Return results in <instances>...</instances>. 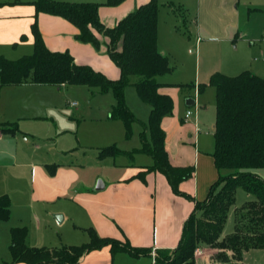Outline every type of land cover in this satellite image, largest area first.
I'll return each mask as SVG.
<instances>
[{"label": "trees", "instance_id": "1", "mask_svg": "<svg viewBox=\"0 0 264 264\" xmlns=\"http://www.w3.org/2000/svg\"><path fill=\"white\" fill-rule=\"evenodd\" d=\"M124 0L67 1L33 0L35 15L40 12L64 17L79 30L77 38L99 48L107 38L106 51L118 66V78H110L92 65L78 63L68 50H52L43 38L37 19L32 23L34 37L32 53L10 59L0 53V88L34 82L51 85H86L94 92L112 90L116 99L110 117L123 120L126 136L132 126L140 121L129 108L125 88L133 84L140 99L150 105L147 121H142L141 146L123 150L117 144L101 147L99 157L126 154L133 157L145 152L154 164L145 166L136 177L145 179L148 172L163 173L172 190L186 194L179 187L187 179L193 166L174 165L165 146L166 132L162 127L165 116L174 110V99L161 87L176 85L158 81V76L171 72L168 55L158 47L159 0H148L119 19L113 26H106L100 18L102 5L114 6ZM25 37V35H23ZM132 76H137L132 80ZM208 84L215 88L216 119L214 125V163L219 177L214 181L204 200H198L184 222L182 236L173 249H157L151 264H196L197 247L217 248V257L228 260L226 251L241 260L245 251L264 248V178L253 169L264 168V78L250 70L236 75L222 72L211 74ZM178 85V84H177ZM191 89L194 84H181ZM202 84L198 85L200 90ZM2 132H15L16 127L0 122ZM149 131V137L147 132ZM242 186L254 195L234 210V230L224 233L230 208L236 201V193ZM188 195V194H187ZM11 200L0 195V220L11 216ZM90 239L81 244L60 246H30L27 244L28 227L16 225L10 228L11 259L2 264L25 262L28 264H77L87 252L110 245L111 251L126 250L133 256L152 254L149 247L123 244L118 239L100 236L93 227L86 228Z\"/></svg>", "mask_w": 264, "mask_h": 264}, {"label": "crops", "instance_id": "2", "mask_svg": "<svg viewBox=\"0 0 264 264\" xmlns=\"http://www.w3.org/2000/svg\"><path fill=\"white\" fill-rule=\"evenodd\" d=\"M147 1L124 0L114 6L102 5L99 9L100 18L106 26H113L119 19ZM14 2L23 3V1ZM104 2L106 0L102 3ZM173 2L185 1L159 0V15L161 16V5L163 4L175 10L177 7ZM198 2L200 13L199 19L196 18L195 22L199 32L203 28L209 34L216 36L220 33L228 34L230 29H237L240 35L244 33L245 26L242 24L243 17L238 7L239 0H198ZM17 5L5 11L0 9V17L4 19L0 20V46L9 47L13 44L16 52L19 42L23 39L21 36L25 35L26 40L23 43L26 44H23V48L25 50L33 48L34 37L31 28L32 23L37 19L44 41L50 49L68 50L76 62L90 64L95 69L103 71L108 77L118 78L120 70L106 51V37L98 34L103 44L97 48L91 43L80 41L76 36L79 32L78 28L64 17L44 12L36 16L35 6L18 7ZM201 9H203V14ZM250 9L251 7L249 11ZM5 17L14 18L5 19ZM175 20L177 19L173 22L177 24ZM245 30L247 31L246 28ZM159 42L158 34V47ZM159 49L166 54L160 47ZM6 52L8 50H0L3 55ZM261 61L264 62V58ZM251 72L264 78V69ZM158 81H160L159 78ZM160 82L170 83L165 78ZM70 86L24 82L0 88V122H8L16 127L15 132L0 130V195L7 194L10 197V219L16 207H23L19 211L27 208L33 220L37 221L42 205L46 206L51 202L46 212L53 215L57 222L55 214L61 213L63 218L58 223L62 224L70 220L74 211V216L80 220L78 223L80 225L77 226L93 227L100 236L118 239L121 244L128 242L133 246L158 250L175 248L181 239L185 220L194 209L196 201L207 197L216 177V170L212 165L214 148L211 153L212 157L205 155L200 148L199 134L204 130L200 112L196 113L194 121L182 123L177 114L178 98L173 113L162 120V127L166 132L165 146L171 162L174 165L193 166L192 174L179 185L186 194L175 193L166 176L159 171L148 172L145 179L136 177L143 167L154 164V159L149 154L148 158L144 156L134 163L117 162L115 159L112 162L107 160L108 166L123 169V171H119L116 176L106 175L103 172L101 175L97 173L94 175V180L102 177L104 187L96 189V183H92L93 178L92 181L88 178L84 180L74 170L72 167L74 161L67 162L62 159L63 157L42 160L37 153L35 154V143L30 140V134L33 133L29 131L28 126L40 119L49 118L48 110L54 102L56 88L62 89ZM195 87L198 88V85L195 84ZM161 91L169 93L172 97L175 96L171 86H163ZM95 93L101 94V92ZM95 93H92L91 89V94ZM188 98L194 97L191 95L185 97L187 106L190 105L186 102ZM194 99L196 103L197 97ZM113 100H115L114 97ZM104 109H106L104 116L108 112L110 117L112 107L104 106ZM150 109L147 103L142 106V112L138 113L140 120H148ZM61 151L66 153L65 149ZM12 191L16 192L15 195ZM46 201L49 202L46 204ZM88 238L90 239L89 236ZM26 241L30 246H41L44 242L33 238L29 233V228ZM57 241L49 243L53 244L50 246L64 244L61 241L57 243ZM205 249L206 252L196 259V264H244V259L251 250L245 251L241 260L234 259L232 253L230 254L231 251H226L228 260L223 261L216 257L218 249ZM152 262L153 256L150 253L138 256H133L126 250H117L113 253L110 245H105L84 254L77 264H151Z\"/></svg>", "mask_w": 264, "mask_h": 264}, {"label": "rangeland", "instance_id": "3", "mask_svg": "<svg viewBox=\"0 0 264 264\" xmlns=\"http://www.w3.org/2000/svg\"><path fill=\"white\" fill-rule=\"evenodd\" d=\"M14 1H23V3H15ZM31 1L0 0V9L1 11L8 10L14 8L15 4H18V7L30 5L34 7ZM67 1L103 2L105 0ZM184 1L173 2L174 6L177 7L175 10L173 9L174 11L163 4L161 5V16L158 13L159 47L168 55L172 67L170 73L165 76H158V78L160 81L165 78L170 83L176 84L170 86L172 92L175 93L173 96L174 105L177 104L176 101L179 98L177 114L182 123L194 121L196 113L200 112L202 126H204V130L199 134L200 148L205 155L212 157L211 153L215 142L212 128L216 119V97L215 88L208 84V81L211 73L214 72L236 75L244 69L251 71L264 69V62L261 61L264 58V0H239L238 7L243 17L242 24L247 31L244 28V33L240 35L237 29H230L228 34L220 33L217 36L209 34L203 28L199 32L195 22L196 18L199 19L200 13L198 0ZM249 7H251V11H249ZM201 12L203 14V9ZM180 15L181 17H179ZM10 18L14 17H5V19ZM174 19H177L175 20L177 24L173 22ZM0 20L4 19L0 17ZM21 37L23 39L19 42L16 52L13 44H10L9 47L0 46V50H8L5 53L6 57L17 59L23 54L32 53L33 48L27 50L23 48V44H26L23 42L26 39L23 35ZM137 78V76H132V80ZM181 84H202L203 87L200 90L196 87L189 89L182 87ZM56 91L54 102L48 110L49 118L40 119L30 124L32 128L28 126L29 131L33 133L30 134V140L35 143V154L37 153L42 160L63 157L62 159L67 162L72 163L74 161L72 167L82 179L88 178L92 181L93 178L92 183L97 185L98 180H94V175L97 173L101 175L103 172L106 175L116 176L119 171H123V169L108 166L107 160L112 162L115 159L117 162L129 161L134 163L144 156L148 158V154L145 152L135 153L133 157L128 155L107 156L103 159L99 157L101 147L114 143L122 149L129 150L141 146L140 133L144 128L141 122L144 120H140L138 113L142 112L141 108L143 105L145 106V103L138 96L133 84L126 86L125 99L129 108L140 121L133 124L130 136H126L123 120L109 117L108 112L104 116L106 111L104 106L113 108L111 105L115 104L116 101L112 90H108L106 93L101 92L99 95L94 92L95 94L92 95L91 88L85 85H75L62 89L56 88ZM189 95L194 98L197 97V102L187 106L185 97ZM187 108L194 110H192V118L188 120L184 118ZM147 136L149 137V131ZM61 149H65L66 153L62 152ZM212 165L216 170V181L219 177V171L214 162ZM253 171L264 178V168H256ZM12 193L15 195L16 192L12 191ZM253 197L254 195L248 193L242 186L238 187L235 204L230 208L224 228L225 233L234 230L235 208ZM48 202L46 201V204ZM50 205L51 202L49 205H42L37 221L33 220L27 208L20 212L19 210L23 207H16L9 221L0 220V264L4 260L11 259L9 243L10 227L13 225L28 226L29 233L33 238H38L41 242L44 241L41 246L53 245L49 243H55L57 240V243L61 241L64 244H81L88 241L89 234L86 228L89 227L77 226L80 225L78 224L80 220L74 216V211L72 212L73 215L71 214L72 218L61 224L54 219L53 215L46 212ZM205 248L209 249V247H197L195 249L196 259L206 252ZM244 264H264V248L251 249L244 259Z\"/></svg>", "mask_w": 264, "mask_h": 264}, {"label": "water", "instance_id": "4", "mask_svg": "<svg viewBox=\"0 0 264 264\" xmlns=\"http://www.w3.org/2000/svg\"><path fill=\"white\" fill-rule=\"evenodd\" d=\"M187 104H193L195 102L194 98H188L186 100ZM104 187V181L102 180V178L98 179L97 185H96V189H102ZM56 219L58 220V222H60L63 218V215L61 213H57L55 214Z\"/></svg>", "mask_w": 264, "mask_h": 264}, {"label": "built area", "instance_id": "5", "mask_svg": "<svg viewBox=\"0 0 264 264\" xmlns=\"http://www.w3.org/2000/svg\"><path fill=\"white\" fill-rule=\"evenodd\" d=\"M193 115V111L191 109H188L185 113V119H189L191 116ZM156 248L152 249V256H153V261L155 259V255H156Z\"/></svg>", "mask_w": 264, "mask_h": 264}]
</instances>
